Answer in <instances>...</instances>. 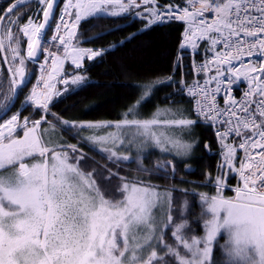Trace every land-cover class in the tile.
Segmentation results:
<instances>
[{"label": "snow or ice", "instance_id": "6c2138e0", "mask_svg": "<svg viewBox=\"0 0 264 264\" xmlns=\"http://www.w3.org/2000/svg\"><path fill=\"white\" fill-rule=\"evenodd\" d=\"M28 2L8 0V7L0 6V53H7L0 57V264H217L213 242L221 229L231 239L222 264H264V62L253 59L264 58V0H67L62 9V0H35L37 11L22 26L23 14L17 12ZM132 17L141 27L123 40L105 49L78 46V29L86 18ZM175 21L186 27L174 73L181 70L186 50L199 55L205 42L203 60L190 61L201 79L189 84L170 76L156 83L177 85L175 95L186 92L193 107L157 109L152 118L137 119L134 106L115 123L70 122L51 110L67 93L78 94L90 86L79 74L85 59L102 58ZM52 24L54 34L45 39ZM68 61L75 69L71 74L63 72ZM29 64L40 71L39 78L21 108L8 116L32 75ZM241 77L247 88L237 99L231 95L232 86ZM57 84L65 87L61 90ZM144 88L151 90L153 85ZM221 95L223 106L217 99ZM146 98L150 99L148 91L138 104ZM27 107L34 111L24 116ZM164 113L171 118L160 119ZM201 123L216 128L223 162L215 177L205 173V184L214 183L218 195L198 194L201 206L207 205L202 217L211 213V218L204 221L205 235L197 237L185 214L189 202L182 199L195 198L196 193L176 187L158 190L148 181L121 175L120 166L136 163L141 173L170 171L174 178L177 158L190 157L198 141L188 143L159 129L191 135ZM58 125L76 129L77 134L114 128L105 136L87 138L111 142L104 151L112 167L82 171L86 157L77 145L45 141ZM133 148V156L123 154ZM150 148H159L165 156L146 168L140 158L151 155L145 154ZM233 174L239 175L240 184L234 198H225L219 193ZM177 192L180 197L174 195Z\"/></svg>", "mask_w": 264, "mask_h": 264}, {"label": "trees", "instance_id": "16d2710c", "mask_svg": "<svg viewBox=\"0 0 264 264\" xmlns=\"http://www.w3.org/2000/svg\"><path fill=\"white\" fill-rule=\"evenodd\" d=\"M12 2H16V0H12ZM161 2L163 3L165 0H161ZM180 2L181 0H177V3ZM34 5L35 0H29L26 6L17 12V16L23 14L22 26L27 23ZM0 6L4 8L8 7V0H0ZM54 25H50L47 29L45 39L52 33ZM93 25L96 26L93 27ZM121 25L123 26L122 30L105 35L103 38L96 39L92 43L84 42L89 37H97L101 32H106L109 28H119ZM139 27H141V24L135 17H132L130 21L120 18L99 20L86 18L85 22H82L78 29V46L83 48L105 49L111 44L123 40L133 32H136ZM183 28L184 22L175 21L158 31H150L145 35H139L131 42L126 43L123 47H118L110 54L105 53L102 58H95L91 61L85 59L83 68L79 70V74L88 78L90 86L79 91L78 94L67 93L62 99L57 100L51 110L64 120L70 122H90L99 120H122L124 119L123 114L134 106L139 114L148 116L154 114V111L162 106L171 107L173 110L193 107L192 104L187 102L188 98L185 93L175 95L177 85L173 84L172 86H168L166 83H156L157 81H166L170 76L176 81L183 79L188 82L192 76L190 61L199 58L203 54L202 49L205 43L201 46L199 55L186 50L181 70L174 73V62L176 56L179 54ZM25 45L22 47L25 48ZM6 55L7 53H0V57ZM35 67L34 64L28 65V70L32 72V75L28 77L29 82L27 86L23 87L22 93L15 101V107L8 113V116L19 110L21 105L24 104L30 85L36 74V70L34 71ZM74 71L75 69L72 64L69 62L64 64L63 72L71 74ZM2 79L3 71L0 70V80ZM148 84L153 85L151 90L144 88ZM64 87L62 84H57V88L61 90ZM71 87L75 88L77 86ZM7 90L8 85L5 82L4 91ZM145 91L149 92L150 99L146 98V102L138 104L144 96ZM169 95H172L171 100L166 99ZM174 101L179 103H174ZM93 105L96 107L90 108ZM33 111V107H27L23 115L28 116ZM87 130L80 131L77 134L76 129L67 130L65 126L58 125L53 130L54 134L52 136L56 139L59 137L60 141H62L61 143L77 145L86 156H99V159L94 158V162H88L91 166H85L86 169L99 170L101 167L99 168L97 164L105 163L106 156L84 136ZM191 133L195 137L194 141H198V143L195 144L191 156L184 158L179 165L181 166L183 163V165H188L189 167H178L175 174H179L175 175L174 178L169 172L167 175L164 172L145 173L146 175L137 172L135 174L138 169L134 163H129V166H126L128 163L121 165V172L128 173L127 176L131 178H135V176L141 174V179L146 178L149 180L148 182L160 187L189 189L192 192H196V190L198 192L202 190L210 193L213 192L212 190L215 189V185L214 183L205 184V173H211L213 177L218 174L220 142L214 135L212 125L198 124L192 129ZM205 143L209 145L208 152L204 147ZM147 164H151L150 159H148ZM107 165L112 164L108 162ZM153 167L154 165L150 166V168ZM189 168L192 171H189ZM235 180V174L228 179L230 188L226 190L227 192L224 191L228 196L233 193ZM187 198L190 211L185 214L188 217L192 234L196 236L202 232L204 218L199 212L195 198L191 195L187 196ZM182 199H185V197ZM213 256L217 264H222L224 253L217 242L213 246Z\"/></svg>", "mask_w": 264, "mask_h": 264}, {"label": "rangeland", "instance_id": "374dc122", "mask_svg": "<svg viewBox=\"0 0 264 264\" xmlns=\"http://www.w3.org/2000/svg\"><path fill=\"white\" fill-rule=\"evenodd\" d=\"M55 27H53V29H54ZM53 29H52V33L49 35V37L47 38V39H50V37L54 34L53 33ZM26 46V45H25ZM69 63H71L70 61H68ZM34 83V82H33ZM33 83L30 85V88H29V91H28V95H29V93H30V91H31V89H32V86H33ZM158 109H161V110H164V109H172L173 110V108H171V107H165V106H162L161 108H158ZM156 111H157V109L154 111V114L156 113ZM154 114H152V115H144V114H139L136 118L137 119H150V118H152L153 117V115ZM11 116V115H10ZM168 118H171L170 117V114L169 113H164L161 117H160V119H168ZM118 121H121V120H99V121H90V122H84V123H102V122H112V123H115V122H118ZM113 131H116L114 128H100V129H88L87 131H86V134L84 135L86 138H88V137H91V136H105V135H107V133L108 132H113ZM159 131H161V132H163L164 133V135H166V136H176V137H179V138H181L182 140H184L185 142H188V143H193L194 142V140H195V137L193 136V134L191 133V135L187 132V131H185V132H181L180 130H178V129H163V128H161V129H159ZM92 142V141H91ZM93 143V142H92ZM94 145H96L97 146V148L107 157L108 156V153L107 152H105L104 151V148L105 147H110L111 146V142L109 141L107 144H100V143H93ZM196 144V143H195ZM195 144H194V146H195ZM170 146V145H169ZM193 149H194V147H193ZM192 149V150H193ZM209 149V148H208ZM220 150H219V154L218 155H220V163H219V165L223 162V156L221 155V144H220V148H219ZM83 153V152H82ZM147 153H151V155H149V157H147V159H145L144 157V155H142L141 156V158H140V162L143 164V166L144 167H146V168H150V166L151 165H154L155 163H157V162H163V160H164V156H165V153H163V152H161L160 151V149L159 148H150V149H146L145 150V154H147ZM84 154V153H83ZM123 154H125V155H129V156H133L134 154H135V148H133V150H132V152H130V153H128V152H125V153H123ZM192 154V153H191ZM85 155V154H84ZM85 157H86V159L84 160V161H82L81 162V170L82 171H84L85 173L86 172H89V171H92V169H86V167L85 166H91V164H88V162H94V158H97V159H99L97 156L95 157V156H93V155H89V156H86L85 155ZM169 158H171V157H169ZM97 159H95L96 161H97ZM148 159H150L151 160V164H147V162H148ZM181 161H182V159L181 158H177V161H176V169H178V167H185V166H188V165H183V163H182V165L181 166H179L180 165V163H181ZM71 162V161H70ZM108 162H110L108 159H106V161H105V163L104 162H102V163H99V164H97L98 166H99V170H103V168L105 167V166H107V167H112V165H107V163ZM154 163V164H153ZM134 165H135V167L137 168V164L136 163H134ZM126 166H129V163L126 165ZM189 167V166H188ZM187 168V167H186ZM115 170V169H114ZM126 171H128V170H126ZM141 173V172H139V171H136L135 172V174L136 173ZM177 172V171H176ZM179 172H180V169H179ZM169 173H171L170 171H169ZM127 174L128 173H123V172H121V175H123V176H126V177H128L127 176ZM142 174H144V175H146L145 173H142ZM179 173H177V174H175V175H178ZM140 175L141 174H139V176H135V178H133V179H138L139 177H140ZM140 179H141V177H140ZM229 179V178H228ZM142 180H147V181H149L148 179H146V178H143ZM151 184H153V183H151ZM227 184H228V186L227 187H225V188H223L222 189V191H221V193H219V194H221V195H223L225 198H234L235 197V195H236V193H235V187L233 188V193L231 194V195H229L228 196V194H226L225 192H227L226 190H228L229 188H230V183L227 181ZM153 185H155V184H153ZM157 186V185H156ZM215 189L214 190H212L213 192H207L206 190H202V191H200V192H198V190H196V192H194V193H196L197 195H196V197H195V201H196V204H197V206L199 207V212H200V214H202V212L203 211H206L207 210V205L206 204H203V207L201 206L202 205V201L200 200V198H199V195L198 194H206L208 197H212V196H216V195H218V192H217V188H216V186L214 187ZM163 189H167L166 187H160V186H158V190H163ZM225 191V192H224ZM174 195L175 196H180L181 194L179 193V192H177V193H174ZM116 196H117V198L119 199L120 197H119V194L117 193L116 194ZM185 199H188L187 197H185ZM224 215V213L223 212H221V216H223ZM203 218H204V221L205 220H207V219H210L211 218V213H208V215H206V216H203ZM204 221H203V223H202V232L200 233V234H198V235H196L197 237H202V236H204L205 235V228H204ZM218 243V245L220 246V248L223 250V253L225 252V249L228 247V246H230V244H231V239H230V236H229V233L226 231V230H224V229H221V231L218 233V235H217V238H216V240L213 242V246H214V244L215 243Z\"/></svg>", "mask_w": 264, "mask_h": 264}, {"label": "built area", "instance_id": "2783aa9c", "mask_svg": "<svg viewBox=\"0 0 264 264\" xmlns=\"http://www.w3.org/2000/svg\"><path fill=\"white\" fill-rule=\"evenodd\" d=\"M65 3H67V0H63L62 4H61V6H60V9H62V8L64 7V4H65ZM36 11H37V5L34 6V8H33V13L36 12ZM33 13H32V14H33ZM58 14H59V11H57V15H58ZM209 15H210V14H209ZM185 27H186V25H185V23H184V28H183V30H182V32H181V42H182L183 34H184V31H185ZM181 42H180V43H181ZM203 43H205V42H201V46L203 45ZM218 47H219V46H218ZM187 50L190 51V52L192 53V50H191L190 48L187 49ZM208 55H211V54H208ZM203 58H204V53L201 54V56H200L199 58L194 59V60H196V61H202ZM246 59H247V58H246ZM253 59L256 60L257 62H264V58H262V57L259 56V55L253 57ZM41 62H42V58H41ZM191 72H192V76H191V78L189 79V81H188L187 83L191 84L192 81H193L194 79H201L200 76H197V75L195 74V72H193L192 68H191ZM210 74H213V75H214L215 73H214V71H213V73H210ZM39 75H40V71L37 70V74H36V76H35V79H34V83H33L32 88L35 86L36 81H37V79L39 78ZM246 88H247V82H246V80H244V78L241 77V78H240L235 84H233L231 95L234 96L235 98L239 99V98L242 96L243 91H244ZM185 94H186V92H185ZM217 99H218V101H219L220 106H223V105H224V96H222V95H221V96H218ZM212 128H213V132H214V135H215L216 128H215L214 126H212ZM215 136H216V135H215ZM240 155H242V151L238 153V158H239ZM239 183H240V177H239L238 174H236V186H237Z\"/></svg>", "mask_w": 264, "mask_h": 264}, {"label": "crops", "instance_id": "0c3cea01", "mask_svg": "<svg viewBox=\"0 0 264 264\" xmlns=\"http://www.w3.org/2000/svg\"><path fill=\"white\" fill-rule=\"evenodd\" d=\"M44 127H47V125H45ZM53 132H54L53 130H50V133H51L50 136H49V134L45 135V137H44L45 141L47 142L48 140H51V141H54L56 144H61L62 141H60L59 137L56 139L55 137L52 136L54 134ZM22 136H23V134L21 132L20 137L22 138ZM49 146H52V145L49 144Z\"/></svg>", "mask_w": 264, "mask_h": 264}, {"label": "water", "instance_id": "95a60500", "mask_svg": "<svg viewBox=\"0 0 264 264\" xmlns=\"http://www.w3.org/2000/svg\"><path fill=\"white\" fill-rule=\"evenodd\" d=\"M40 22H42V17H41V21H40ZM205 144H207V143H205ZM205 144H204V145H205ZM206 151L208 152L209 149H206ZM156 164H157V163H155L154 166H155Z\"/></svg>", "mask_w": 264, "mask_h": 264}, {"label": "flooded vegetation", "instance_id": "af4514ba", "mask_svg": "<svg viewBox=\"0 0 264 264\" xmlns=\"http://www.w3.org/2000/svg\"><path fill=\"white\" fill-rule=\"evenodd\" d=\"M33 8H34V7H33ZM33 8H32V9H33ZM153 164H154V163H153Z\"/></svg>", "mask_w": 264, "mask_h": 264}]
</instances>
